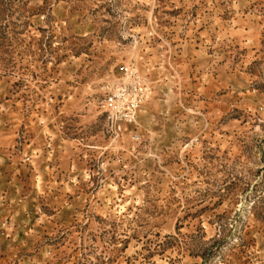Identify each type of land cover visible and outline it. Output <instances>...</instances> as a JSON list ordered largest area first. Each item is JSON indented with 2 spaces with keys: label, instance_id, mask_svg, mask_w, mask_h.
Here are the masks:
<instances>
[{
  "label": "rangeland",
  "instance_id": "obj_1",
  "mask_svg": "<svg viewBox=\"0 0 264 264\" xmlns=\"http://www.w3.org/2000/svg\"><path fill=\"white\" fill-rule=\"evenodd\" d=\"M0 264H264V0H0Z\"/></svg>",
  "mask_w": 264,
  "mask_h": 264
},
{
  "label": "built area",
  "instance_id": "obj_2",
  "mask_svg": "<svg viewBox=\"0 0 264 264\" xmlns=\"http://www.w3.org/2000/svg\"><path fill=\"white\" fill-rule=\"evenodd\" d=\"M104 94L112 123L136 124L148 98V87L134 65H121L117 77L105 87ZM132 137L139 140L137 134Z\"/></svg>",
  "mask_w": 264,
  "mask_h": 264
}]
</instances>
